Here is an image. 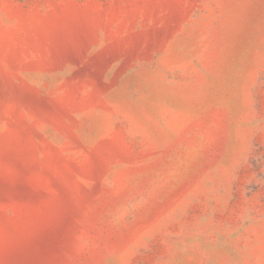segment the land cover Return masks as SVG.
I'll list each match as a JSON object with an SVG mask.
<instances>
[{"label":"rangeland","instance_id":"rangeland-1","mask_svg":"<svg viewBox=\"0 0 264 264\" xmlns=\"http://www.w3.org/2000/svg\"><path fill=\"white\" fill-rule=\"evenodd\" d=\"M0 264H264V0H0Z\"/></svg>","mask_w":264,"mask_h":264}]
</instances>
